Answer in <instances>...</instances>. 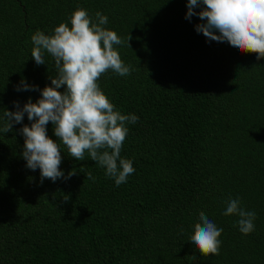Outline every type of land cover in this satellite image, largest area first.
<instances>
[{
  "label": "trees",
  "instance_id": "16d2710c",
  "mask_svg": "<svg viewBox=\"0 0 264 264\" xmlns=\"http://www.w3.org/2000/svg\"><path fill=\"white\" fill-rule=\"evenodd\" d=\"M186 4L0 0V117L40 97L15 90L22 78L51 85L54 59L45 53L36 65L31 37L70 27L78 8L92 23L106 16L102 27L125 41L113 47L131 73L109 69L97 83L114 110L138 117L120 153L135 171L119 186L87 152L77 161L62 143L60 169L76 174L41 183L21 155L26 114L0 133V264H264V58L207 40L194 28L204 21L185 18ZM46 129L59 143L51 122ZM236 198L256 213L250 234L223 214ZM200 212L223 229L218 255L204 257L190 241Z\"/></svg>",
  "mask_w": 264,
  "mask_h": 264
},
{
  "label": "clouds",
  "instance_id": "9594fccd",
  "mask_svg": "<svg viewBox=\"0 0 264 264\" xmlns=\"http://www.w3.org/2000/svg\"><path fill=\"white\" fill-rule=\"evenodd\" d=\"M186 7V19L198 16L204 21L194 28L207 40L226 41L241 53H255L257 60L264 58V0H187ZM194 8L201 10L195 12ZM96 17L97 22L92 23L87 11L78 8L70 17V27L62 22L52 35L37 31L31 37L34 45L31 58L36 65H45L44 55L50 54L57 75L49 77L51 85L43 89L29 85L22 78L15 90H39L40 97L36 102L29 98L23 106L13 102L15 111L5 108L0 117L3 120L0 133L3 134L12 132L14 124H22L26 114L30 126L23 125L19 129L24 137L21 155L28 169L35 171L39 168L41 183L44 179L52 182L68 179L77 172L72 169L65 176L60 169V143L77 161H84L87 152L117 186L126 183L135 171L132 162L121 158L120 153L128 134L126 125L135 124L138 117L114 110V105L97 83L109 69L120 76H127L132 68L121 60L113 47L125 41L115 31L102 27L108 23L106 16L97 12ZM129 39L130 36L127 40L130 47ZM62 86L63 92L58 91ZM49 122L54 126V135L59 143L47 135ZM87 178L95 179L91 173ZM68 198L65 195L63 199L67 202ZM223 214L239 217L237 223L241 233L247 235L254 231L256 213L241 207L239 198L229 199ZM222 231L204 212H200L190 241L202 256L218 255L221 246L218 238Z\"/></svg>",
  "mask_w": 264,
  "mask_h": 264
}]
</instances>
